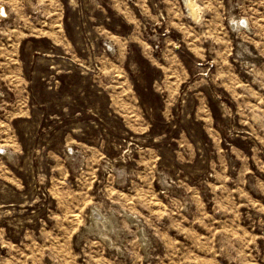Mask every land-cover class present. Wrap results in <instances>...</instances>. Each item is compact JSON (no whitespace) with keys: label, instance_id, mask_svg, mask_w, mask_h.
<instances>
[{"label":"rangeland","instance_id":"rangeland-1","mask_svg":"<svg viewBox=\"0 0 264 264\" xmlns=\"http://www.w3.org/2000/svg\"><path fill=\"white\" fill-rule=\"evenodd\" d=\"M0 264H264V0H0Z\"/></svg>","mask_w":264,"mask_h":264},{"label":"bare ground","instance_id":"bare-ground-1","mask_svg":"<svg viewBox=\"0 0 264 264\" xmlns=\"http://www.w3.org/2000/svg\"><path fill=\"white\" fill-rule=\"evenodd\" d=\"M92 219L95 220V221H99V214L96 212L95 214L92 213L91 215ZM99 230V229H98ZM103 232V231H102Z\"/></svg>","mask_w":264,"mask_h":264}]
</instances>
